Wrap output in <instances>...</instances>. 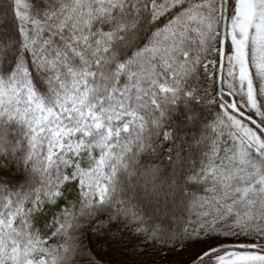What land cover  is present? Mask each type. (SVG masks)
I'll return each mask as SVG.
<instances>
[{"label":"snow or ice","instance_id":"snow-or-ice-1","mask_svg":"<svg viewBox=\"0 0 264 264\" xmlns=\"http://www.w3.org/2000/svg\"><path fill=\"white\" fill-rule=\"evenodd\" d=\"M0 264H264V0H0Z\"/></svg>","mask_w":264,"mask_h":264},{"label":"trees","instance_id":"trees-1","mask_svg":"<svg viewBox=\"0 0 264 264\" xmlns=\"http://www.w3.org/2000/svg\"><path fill=\"white\" fill-rule=\"evenodd\" d=\"M98 251L101 254V257L104 260H120L123 259V257L120 255L119 252L114 251L112 247H110L108 244H104L103 241L101 242V247L98 249ZM107 253V255H105Z\"/></svg>","mask_w":264,"mask_h":264}]
</instances>
